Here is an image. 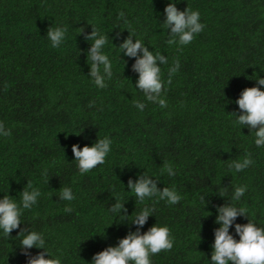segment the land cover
<instances>
[{
  "label": "trees",
  "instance_id": "trees-1",
  "mask_svg": "<svg viewBox=\"0 0 264 264\" xmlns=\"http://www.w3.org/2000/svg\"><path fill=\"white\" fill-rule=\"evenodd\" d=\"M171 2L181 11H199L205 25L188 45L167 43L164 10ZM52 26L68 29L58 48L47 38ZM93 27L108 37L103 52L113 75L106 88L90 77L94 41L80 35ZM128 30L134 42L166 57L168 63L158 66L167 107L147 101L136 87V58L119 48ZM259 77L264 0H0V122L11 130L0 135V199L9 195L20 204L28 181L40 190L37 203L22 211L20 228L42 233L61 264H92L96 253L136 231L131 222L145 207L154 211L141 231L157 224L174 237L170 251L150 255L151 264H212L217 206L229 202L246 210L248 218L238 216L230 228L237 241L235 223L250 219L264 228V146L235 123L234 113L241 92L257 86ZM135 101L145 104L143 111ZM105 137L112 141L105 163L81 174L72 146L82 149ZM249 154L251 166L240 172L230 167ZM165 162L175 176L162 171ZM143 174L157 179L161 190L174 187L181 201L171 205L154 196L140 202L127 185ZM245 185L233 201L235 188ZM64 187L72 190V201L60 199ZM116 197L127 216L110 211ZM19 233L5 237L0 229V264H27Z\"/></svg>",
  "mask_w": 264,
  "mask_h": 264
},
{
  "label": "clouds",
  "instance_id": "clouds-1",
  "mask_svg": "<svg viewBox=\"0 0 264 264\" xmlns=\"http://www.w3.org/2000/svg\"><path fill=\"white\" fill-rule=\"evenodd\" d=\"M166 19L163 23L170 31L169 45L178 44L179 46L190 44L194 36L201 33L205 27L200 22L199 11H192L189 7L181 11L176 3H168L165 7ZM124 19V13L119 14ZM125 23H127L125 19ZM68 29L66 27H49L47 38L53 48H58L66 38ZM129 31V30H128ZM123 40L119 45L121 52L128 57H135L136 62L132 66L134 72L139 73L136 87L141 90L147 101L158 103L161 107H167L166 100L161 98L164 90V83L161 79V68L159 64H167L168 61L163 54L150 51L139 39L133 40V34ZM80 35H84L86 41H94L88 51L87 60L91 63L90 77L99 88H106V78L111 79L113 75L112 64L108 55L104 54L103 48L108 43V37L101 35L94 27L91 34L81 30ZM120 34L117 33L119 38ZM174 67L169 69L168 84H171V77L179 69V61L174 62ZM257 86L244 89L239 99L235 101L240 112H234L238 119L236 124L248 127L255 134V145L264 146V78H258ZM135 106L143 111L145 104L135 101ZM91 106V105H90ZM243 127V128H244ZM0 135L10 136L11 130H5V126L0 122ZM112 141L105 137L98 139L92 146L85 145L82 149L78 144L72 146L75 161L81 174L87 173L98 165L105 163L106 156L111 151ZM253 164L250 154L242 161L234 160L230 165L235 171L240 172ZM162 171H166L169 176H175V171L170 163L165 162ZM43 175L47 176V169ZM157 179H152L143 174L138 180L129 179L127 187L135 194L136 198L143 202L145 198L158 196L160 200H167L171 205L177 204L182 197L175 188L164 187L162 190L157 187ZM247 186L235 188L233 201H239L245 194ZM41 192L34 188L31 181L27 182L24 190L20 193L21 202L17 204L9 195H4L0 199V229L3 230L5 237H10L14 229H20V235L24 238L20 245L22 254L28 257L27 264H61L59 258H53L45 247V239L42 233L31 231L29 228H20L22 223L20 217L22 211L31 209L37 203ZM221 197H224V190H221ZM74 195L70 188L64 187L60 190V199L72 201ZM117 202L110 209L111 212L124 213L127 216V209L124 204ZM66 212H71V207L65 208ZM154 209L145 207L138 213L132 224L137 225L136 231H129L126 237L119 240L117 246H109L102 252L96 253L92 258V264H151L150 255H155L161 251H170L173 248L174 237H170V229L167 226L155 224L142 232L141 229L147 223ZM219 215L215 223L220 225L215 229V242L212 245L213 253L211 256L212 264H264V228L257 227L250 219L247 224L235 223V232L240 237L239 241L230 234V228L238 216L248 218L244 208H237L229 202L223 206H217ZM33 247L44 251L32 255L29 251ZM50 256L51 258H46Z\"/></svg>",
  "mask_w": 264,
  "mask_h": 264
}]
</instances>
